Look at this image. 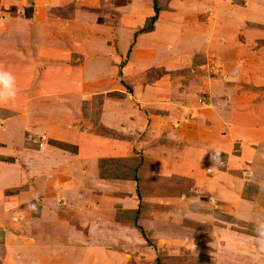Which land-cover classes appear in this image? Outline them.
Wrapping results in <instances>:
<instances>
[{
  "label": "rangeland",
  "instance_id": "rangeland-1",
  "mask_svg": "<svg viewBox=\"0 0 264 264\" xmlns=\"http://www.w3.org/2000/svg\"><path fill=\"white\" fill-rule=\"evenodd\" d=\"M170 1L160 0L165 15L153 23L154 31L136 36L140 41L125 80L115 85L106 75L90 78L94 69L88 68L85 80L81 78L90 84L88 90L77 96L76 105L70 100V110L66 107L73 113L69 116L68 112L67 117L58 83L47 82L44 73L47 77L49 72L55 77L60 73L67 81L74 68L83 71L82 65L94 53L101 62L124 54L120 50L122 29L114 28L116 12H107L105 5H100L96 9L80 8L88 13H77L78 0L76 5L71 0H0V69L13 74L17 92L13 100H0V161L5 162L0 170L10 169L17 162L21 174L19 188L7 191L6 220L13 224L18 219L23 225L17 230H29L31 224L25 226L24 222L37 214L35 201L45 196L43 191L46 184L52 185L54 173L56 182L60 181L57 175L61 172L48 177L44 169L48 159L58 161L55 152L63 148L55 143L64 142V136L73 142L65 149L70 152L77 151V144H73L80 129L119 136L101 124L99 116L106 104L123 110L125 113L120 114L124 119L134 120L144 129L152 123V115L158 114L154 123L166 128L169 143L175 140L179 147L187 146L182 153L190 158L192 175L154 172L152 153L143 152L144 146L148 142L151 146L168 142L151 139L155 138L153 131L145 129L147 140L137 142L139 146L129 155L109 163L134 166L140 160L141 179L133 181L135 192L136 187L139 191L138 214H144L142 220L147 225L137 221L135 226L132 222L135 234L124 232L99 241L114 243L112 249L119 252L116 255L122 264H156L157 260L159 264H264V236L260 234L264 191L261 205L255 203L258 192L264 190V118L248 121L257 115L256 110L264 117V86H260L264 85V15L247 12L245 0H214L208 7H200L195 0H176L177 4L170 6ZM58 6H66V10L60 11ZM74 12L82 20L74 23V33L68 31L69 25L47 26L55 37L53 42L45 34L33 42L19 35L20 29L30 26L33 15L41 21L52 15L72 17ZM127 28L130 35L134 31L136 35L141 26ZM131 40L123 46L126 53L117 58L119 67L130 55ZM144 48L154 49L155 55H144ZM259 74H263L260 81L256 77ZM107 81L110 84L105 85ZM146 83L150 88L143 99L140 95L144 90L138 87ZM151 97H157V101L148 100ZM252 120L257 121L256 116ZM131 123H119L117 129L127 125L132 130ZM135 129L132 131L136 134ZM137 135L143 137L140 132ZM127 157L132 158L124 160ZM80 183L77 178L67 183L71 188L65 189L71 191L77 185L86 190ZM41 185L44 190L38 189ZM118 209L117 205L115 219L128 220L130 209H121L125 212L120 213ZM146 211L152 212L151 217ZM9 228L11 233L16 230L14 225Z\"/></svg>",
  "mask_w": 264,
  "mask_h": 264
},
{
  "label": "crops",
  "instance_id": "crops-1",
  "mask_svg": "<svg viewBox=\"0 0 264 264\" xmlns=\"http://www.w3.org/2000/svg\"><path fill=\"white\" fill-rule=\"evenodd\" d=\"M71 1H73L76 5V0ZM101 1L103 0H78L75 8L76 12L83 7L96 9L101 7L100 5H105L104 7H106L107 12H116V25L114 28L119 29L120 27L122 29H119V35L121 38V53H126V50L123 51V46L126 41L131 40L130 38H132L131 42H133V45L130 47V55H128L126 61L120 65L121 67L117 64V58L124 54L121 56L116 55L114 60L107 59V62L104 60V63L97 61L95 59L97 58L95 57L97 54L94 53L95 56L82 65L81 69L83 71H81L80 68L79 71H77L78 69L74 70L75 68H72L74 73H70L67 76V81L66 79H63L65 76L62 77V74L60 73L55 74L57 77L53 76L50 72L49 77H47V72L44 73V78H48L47 82H51L52 80L53 83H58L57 86H59V91L61 93L60 100H63L61 101V105L65 108L67 117L68 112L69 116H72L73 113L69 111L70 100L74 101L76 105V100L78 99L77 96H80L81 92L84 94V92L88 90V85L90 84L84 81L86 78L85 72H87L88 68L95 70H93L92 73L89 72L91 75L88 73L90 78L92 77L98 79L101 76L106 75L109 77V80L112 79V81H115V85L116 83H121V81L125 80L124 77L129 74L127 71L133 62L135 47L140 41V38L136 39V36L138 34H150L154 31L153 25V29L150 31L138 32L136 35H134V31L132 35H130L127 28L132 25H138L139 27L144 24L145 19L153 13L151 0H127L124 5H115L109 0H104L103 2ZM213 1L214 0H195L194 2L200 4V7L203 6V4L208 7ZM194 2L191 4L193 5ZM245 3L246 5H249L245 10L247 12H252L253 16L264 15V0H245ZM176 4V0H171L169 3L170 6H175ZM32 6L34 5L31 4V7ZM232 8V12L236 11ZM81 12L88 13L87 11L80 10L77 13ZM260 12H263V14ZM162 15H165V12L161 11L157 15V19L154 23L160 22ZM34 16L35 15L31 17L32 22L30 23V26L20 29L19 34L20 36H23L24 39H28L30 41L32 40V42L36 39L38 40L39 38L44 37V34L47 36L46 38L51 39V42L55 40V37L47 31V26L55 25L54 27H60L58 25H69L70 28L68 31L72 34V30L74 33V23H76V21H82L77 19L78 17L76 18L75 12L72 17L52 15L47 16V18H44L41 21H36ZM124 31L127 33L126 36L121 35ZM152 38L154 37L152 36ZM149 49L144 48V55H155V50L153 49L148 51ZM100 58L102 59L101 56H99V59ZM96 65H98V67ZM141 70L138 72V78L141 74ZM257 71H259V73H263L261 69H258ZM262 76L263 74L256 75L257 80H262ZM82 77H84V80L81 79ZM57 78L62 79L57 80ZM104 83L107 85L110 84V81L108 83ZM134 86L135 85H133L132 88H134ZM119 87L120 86H118V88ZM149 88L150 83H146L141 87H138L139 91H141V89L145 91H141V94L143 95H140L141 98H146L145 93ZM67 94H71V97L68 96L69 98H66ZM62 97L67 99V101H65ZM150 99L154 102L157 101V97H151L148 100ZM101 112L99 116L101 117V124L114 132L116 131L119 136L117 138H112L80 129V131L78 130L77 132L79 136L77 137V143L73 144H77V151L70 152L65 149L56 150L55 153L57 155H55L57 156L58 161L54 162V160L50 161L51 158L48 159L47 162H45L47 166L44 169V172L48 177L52 172H61L62 174H59L60 176L57 175V177H60V181H58V183L56 182L57 179H55L54 173L53 179L55 181L48 180V182H51V186L46 184L47 188L45 189L44 187L45 190L42 185L38 187V189L44 190L43 193L45 196L42 197V195H40V197H42L41 200L38 202L35 201V210L38 211L37 214L32 215L31 213L34 217L31 216L29 220L24 222L25 226L27 222L28 225L29 223L31 224L29 226V230H17V227L21 228L23 225L21 221H18V219L14 221L13 224L12 221L10 222V220H6L9 217L7 214L9 209L7 191H16L19 188L18 186L20 185L19 183L21 180V174L19 172L20 167L16 162V164L12 165V168L6 170L3 168V170H0L3 171V173L0 172V226L2 227L1 230L4 232V243L0 244V264H122L120 257L117 256L119 255V252H114L112 249L114 247V243H102L99 240L102 241L103 237H106L105 239H107L110 236L123 234L124 232L127 234H135V228L133 227L134 224L131 220L125 219V221L118 222L114 216L117 205L121 209H135L138 207L139 200L138 197H136V185L131 179H111L99 177L97 172V160L102 156L121 157L129 155L130 152H132L133 147H136L137 149L139 144L142 143L141 141L144 139L147 140V134L144 131L145 129H148L149 132L150 130L153 131V136L155 138L151 139H157L158 137L163 140L167 139L165 142H168L167 145L162 144L163 146H151L150 142H148L150 145H148V143H146L145 146L142 145L144 146L143 152L152 153V170L154 172H161L162 174L177 172L181 174L189 173L192 175V166L188 163L190 158H186V153L183 157L182 153L185 151L183 149H186L187 146L184 147L182 145V147H179V144L175 140L172 144L169 143L171 137L168 136L166 128L157 127V124L154 123L155 120L153 119H156L155 117H157L158 114L152 115L150 118V122L152 123L150 125L146 124L144 129V126L134 124L136 121L124 119L120 113L123 114L125 112L123 110L119 112V108L104 104V110ZM256 114L257 115L249 117L248 121L250 123L258 122L261 118H264L260 114L259 110H256ZM254 116H256L257 121L252 120ZM156 121L158 122V120ZM119 123L133 124L132 130L134 131V128L136 127V134L130 130L127 125L123 128L122 126H119L122 130L117 129ZM51 128H53V126H50V129ZM128 131H132L133 134L132 132H130L131 134H128ZM139 132L140 136L143 135L142 138L138 137L137 134ZM57 139L59 138L57 137ZM60 139L62 138L60 137ZM64 139V142L73 143L69 137L67 138L64 136L63 140ZM136 139L139 141H136ZM137 142H139V144H136ZM189 147L187 149H190ZM70 154L74 156H71ZM248 158L253 159L251 154L248 155ZM4 163L5 162L0 161V165ZM216 175L218 176L220 174ZM42 176L40 178L41 180L43 179ZM69 178L72 180H66ZM77 178L78 181H81L80 185L82 184L83 188L84 185L86 186V190L79 189L76 185L74 189H71V191H66L67 189L65 188H71V186L67 185V183ZM38 189L36 188L35 191L39 193ZM261 191L263 192L264 190H260V192ZM260 192H258V197L256 196L257 198L255 199V203L258 205H261V199L263 196L262 192L259 194ZM17 204H19V200ZM146 213L147 215L149 213V216L151 217L152 212L146 211ZM143 216L144 214L141 217L139 214L137 215L138 223L144 222V224H146L145 221L142 220L144 219ZM149 220L153 222L152 218ZM155 220L158 223L159 219L157 217ZM151 222L149 223L150 226L152 225ZM11 225H14V229H16L13 233H11L9 228ZM262 250V256L264 257V244ZM135 263L139 262L135 261Z\"/></svg>",
  "mask_w": 264,
  "mask_h": 264
},
{
  "label": "trees",
  "instance_id": "trees-1",
  "mask_svg": "<svg viewBox=\"0 0 264 264\" xmlns=\"http://www.w3.org/2000/svg\"><path fill=\"white\" fill-rule=\"evenodd\" d=\"M151 1H152L153 13L145 19L144 24L141 26V28H139L138 32H146V31L152 30L153 23L157 19V15L164 8L162 3H160V0H151ZM113 3L115 5H123V4H126V0H118V1L113 0ZM58 7H59L58 10L60 11L66 10V6H58ZM55 144L63 149H68V146H69V144L66 142H56ZM131 158L132 157H127V158H124V160L131 159ZM118 159H121V158H116V157L99 158L98 164H97L99 177L111 178V179H119V178L120 179H131V180H134L136 183L139 182V180L141 179L140 175L138 174V166L140 164V160L134 166H130L132 165V163L126 164L124 166L123 165L113 166L116 164L109 163V161H114ZM136 195L139 197L138 187H136ZM140 209L141 208H140V203H139V206L137 208L130 209L127 211V213H129V216H128L129 220H131L135 224V226L137 222V215ZM118 211L119 213L120 211L125 212L124 210H121V209H118ZM156 264H159L158 260Z\"/></svg>",
  "mask_w": 264,
  "mask_h": 264
},
{
  "label": "clouds",
  "instance_id": "clouds-1",
  "mask_svg": "<svg viewBox=\"0 0 264 264\" xmlns=\"http://www.w3.org/2000/svg\"><path fill=\"white\" fill-rule=\"evenodd\" d=\"M15 77L9 71L0 69V100H13L16 97ZM264 236V226L260 229Z\"/></svg>",
  "mask_w": 264,
  "mask_h": 264
},
{
  "label": "bare ground",
  "instance_id": "bare-ground-1",
  "mask_svg": "<svg viewBox=\"0 0 264 264\" xmlns=\"http://www.w3.org/2000/svg\"><path fill=\"white\" fill-rule=\"evenodd\" d=\"M126 255H128V254H126Z\"/></svg>",
  "mask_w": 264,
  "mask_h": 264
}]
</instances>
